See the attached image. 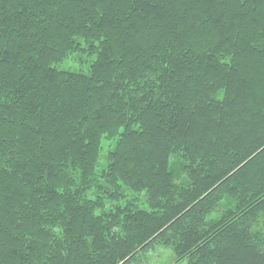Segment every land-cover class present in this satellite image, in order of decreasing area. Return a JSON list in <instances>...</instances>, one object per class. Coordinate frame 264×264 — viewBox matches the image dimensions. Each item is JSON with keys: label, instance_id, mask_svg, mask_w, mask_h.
<instances>
[{"label": "trees", "instance_id": "1", "mask_svg": "<svg viewBox=\"0 0 264 264\" xmlns=\"http://www.w3.org/2000/svg\"><path fill=\"white\" fill-rule=\"evenodd\" d=\"M156 246L264 264V0H0V264Z\"/></svg>", "mask_w": 264, "mask_h": 264}, {"label": "rangeland", "instance_id": "2", "mask_svg": "<svg viewBox=\"0 0 264 264\" xmlns=\"http://www.w3.org/2000/svg\"><path fill=\"white\" fill-rule=\"evenodd\" d=\"M81 56L75 55L72 58H70L66 63L63 65H60V69L64 70H72V71H80L87 73L88 72V65L82 64L81 62ZM87 61L95 60V58L85 57ZM109 143L107 141L103 142V151L101 155V160L99 163V166L97 168V173H101L104 169H106V155L109 152ZM134 197H138L134 195ZM143 209H149L148 203L144 202L142 203ZM141 264H177L175 262V256L173 251L170 248L164 247V246H156L154 250H152L150 253L147 254V260H144ZM180 264H187V262H183Z\"/></svg>", "mask_w": 264, "mask_h": 264}]
</instances>
